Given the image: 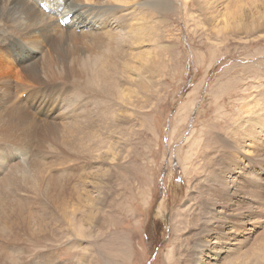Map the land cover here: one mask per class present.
Masks as SVG:
<instances>
[{
  "label": "rangeland",
  "instance_id": "374dc122",
  "mask_svg": "<svg viewBox=\"0 0 264 264\" xmlns=\"http://www.w3.org/2000/svg\"><path fill=\"white\" fill-rule=\"evenodd\" d=\"M169 1L166 12L149 13L157 39L148 87L137 89L133 107L120 103L115 129L107 98L102 141L71 140L55 157L56 176L0 177V264H34L40 255L42 264H188L197 239H210L197 232L209 216L201 178L208 160L217 165L226 153L217 135L238 147L230 150L231 173L245 165L234 174L239 186L250 175L264 184V0ZM260 204L245 253L215 264H264Z\"/></svg>",
  "mask_w": 264,
  "mask_h": 264
},
{
  "label": "bare ground",
  "instance_id": "6f19581e",
  "mask_svg": "<svg viewBox=\"0 0 264 264\" xmlns=\"http://www.w3.org/2000/svg\"><path fill=\"white\" fill-rule=\"evenodd\" d=\"M39 1L0 0V46H4L0 50L1 178L34 181L56 176L60 161L55 157L69 150L71 140L79 138L89 143L88 135H93L102 141L99 124L105 122L107 98L111 102L108 119L115 129L123 113L115 115L120 103L133 107L137 89L149 84L151 78L150 43L157 38L149 13L166 12L171 5L169 0H141L136 4L135 0H66L64 12L72 11L73 15L63 27L58 17L38 5ZM255 18L263 19L260 15ZM4 57V63L11 65L3 63ZM252 138L249 142H254ZM214 139L226 153L217 165L208 160L201 178L209 186L202 190L200 209L209 216L197 232L210 239H197L196 256L188 264H215L223 257L234 262L245 253L242 248L261 217L257 211L264 190L261 179L258 175L246 176L247 182L239 186L234 174L245 165L240 162L231 173L235 160L230 150L238 147L233 141L227 143L229 138L222 134ZM260 147L264 150V144ZM262 169L258 168L259 175ZM242 192L249 201L240 196ZM210 204L222 211L215 214ZM201 214L196 216L198 220ZM217 218L219 224H208ZM226 219L229 226L222 221ZM36 260L34 264H42L41 255Z\"/></svg>",
  "mask_w": 264,
  "mask_h": 264
},
{
  "label": "clouds",
  "instance_id": "9594fccd",
  "mask_svg": "<svg viewBox=\"0 0 264 264\" xmlns=\"http://www.w3.org/2000/svg\"><path fill=\"white\" fill-rule=\"evenodd\" d=\"M57 1H58V0H57ZM51 3H52V2H51ZM56 3H57V2H56ZM56 3H54V4L52 3V4H53V5H56ZM23 96H24V95H23ZM161 216L163 217V214H162Z\"/></svg>",
  "mask_w": 264,
  "mask_h": 264
}]
</instances>
